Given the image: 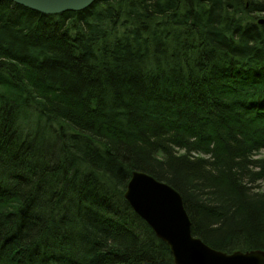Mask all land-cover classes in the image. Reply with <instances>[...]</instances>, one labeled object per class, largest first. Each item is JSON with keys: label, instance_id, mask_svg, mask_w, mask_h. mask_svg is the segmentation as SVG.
Returning a JSON list of instances; mask_svg holds the SVG:
<instances>
[{"label": "trees", "instance_id": "1", "mask_svg": "<svg viewBox=\"0 0 264 264\" xmlns=\"http://www.w3.org/2000/svg\"><path fill=\"white\" fill-rule=\"evenodd\" d=\"M261 151L264 0H0V264H173L133 171L211 248L264 251Z\"/></svg>", "mask_w": 264, "mask_h": 264}, {"label": "water", "instance_id": "2", "mask_svg": "<svg viewBox=\"0 0 264 264\" xmlns=\"http://www.w3.org/2000/svg\"><path fill=\"white\" fill-rule=\"evenodd\" d=\"M35 12L52 15L81 11L97 0H11ZM124 197L128 204L165 242L173 264H264V251L252 249L226 253L205 244L191 233V221L182 196L169 184L150 174L133 171Z\"/></svg>", "mask_w": 264, "mask_h": 264}, {"label": "rangeland", "instance_id": "3", "mask_svg": "<svg viewBox=\"0 0 264 264\" xmlns=\"http://www.w3.org/2000/svg\"><path fill=\"white\" fill-rule=\"evenodd\" d=\"M261 154H264V151H261ZM259 188L264 189V180L259 182Z\"/></svg>", "mask_w": 264, "mask_h": 264}]
</instances>
